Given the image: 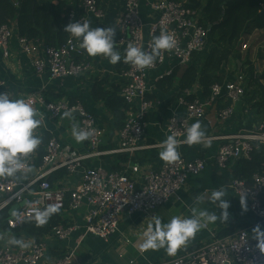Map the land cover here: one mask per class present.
I'll return each mask as SVG.
<instances>
[{"label":"built area","instance_id":"built-area-1","mask_svg":"<svg viewBox=\"0 0 264 264\" xmlns=\"http://www.w3.org/2000/svg\"><path fill=\"white\" fill-rule=\"evenodd\" d=\"M144 1L154 13L153 23L145 33L139 15V0H123V9L115 24L120 33L116 46L125 53L131 42L151 52L152 38L159 36L161 32L171 33L175 38V46L171 50L162 51L151 67L141 70L129 63V68L117 75L118 81L122 83L119 96L127 110L114 148L100 150L104 131L98 126L96 117L85 110L80 102H50L41 93L22 97L31 103L37 115L41 111L53 121L63 115L74 116L75 126L91 132V135L83 141L87 148L83 155L51 137L45 144L40 159L36 151L27 158L28 164L22 170L23 174L17 177H0V213L8 211V218L0 219V264H41L46 253V239L63 242L79 229L84 232L83 235L107 241L118 232L119 217L122 214L154 213L178 195L190 177L204 172L206 163L198 158L186 160L179 156L176 161H165L159 168L147 170H142L136 163L140 152L152 148L145 143L146 118L159 104L150 99L148 73L155 71L167 59L175 61V65L179 67L189 65L193 56L205 50L209 42L208 30L199 25L197 13L186 7L185 2ZM11 2L15 8L20 4V0ZM80 7L84 12L82 15L70 5L65 16L67 25L83 20L89 23L86 15L96 20H101L104 16L97 0H81ZM14 30L15 23L0 26V53L4 59L10 56L9 43ZM16 41L20 52L31 58L30 65L37 75L46 73L51 79L82 78L93 70L90 57L70 33L58 48L42 47L18 35ZM242 49H246V45H242ZM246 86V76L237 72L232 81L213 85L208 97L188 101L187 98L194 94L197 87L184 90L181 96L176 97V107L181 108L183 114L178 115L173 111L167 119L164 131L166 138L174 135L177 140L183 141L191 124L203 121L208 107L220 99L229 105L218 111L217 119H230L234 114V105L244 101ZM0 92H7L1 81ZM221 140L226 143L220 146L214 159L216 167L221 170L231 161L249 159L254 151L264 153V118L254 132L231 135ZM180 145L184 144L178 146ZM101 156L125 158L120 165L121 171H107L101 166H83L85 161ZM60 170H65L66 175L75 180L71 186H66L61 180L53 184L47 180ZM228 188L237 198L246 202L256 222L264 225V173L254 174L250 181L233 179ZM49 205L58 206L59 211L69 215L84 209L82 225L79 226L75 221L71 226L58 225L41 240L24 239L20 234V238L31 242L27 249L7 243L11 236L3 233V222L10 230L19 229L25 220L33 219L37 211ZM10 209H14L11 214ZM82 238L83 236L78 238L76 243L79 244ZM73 260V253L69 252L46 264H73ZM163 264H264V252L257 247L253 234L247 230H239L223 238L212 235L209 241L196 249Z\"/></svg>","mask_w":264,"mask_h":264},{"label":"crops","instance_id":"crops-1","mask_svg":"<svg viewBox=\"0 0 264 264\" xmlns=\"http://www.w3.org/2000/svg\"><path fill=\"white\" fill-rule=\"evenodd\" d=\"M44 1L50 2L53 5L59 2H65L67 7L71 5L78 14H84L80 7V0ZM98 2L104 16L101 20H96L92 16L86 15L90 27H109L114 31L117 30L118 41L120 33L115 24L118 15L122 12L123 0H98ZM139 5V15L146 33L148 26L153 23L154 13L149 9L144 0H139ZM260 32L264 35V31ZM13 33V37L9 43V58H2L0 53V81L4 82L5 90L11 94V97L15 99L33 93H41L50 102L57 100L80 102L85 110L96 117L98 126L104 131L100 150L104 151L114 148L118 141L117 133L112 131V117L100 102H94L91 99L94 78L101 80L108 79V82H118L114 64H111L103 56H89L93 66V73L91 72L82 78L51 79L46 73L37 75L30 65L31 58L23 55L18 48L16 41V36L18 35L17 30H14ZM255 35L257 33L251 34V36H245L240 41L237 49L242 56L245 55L246 51L242 47L240 50V44L246 45L244 43L245 39L251 40ZM209 47L210 44L208 42L205 50L198 54V67L207 57ZM116 48L121 56H123L124 50L117 46ZM263 48L264 46L260 47V49ZM248 60L250 61L249 57ZM175 64V61L167 59L155 71L148 73L150 99L156 100L159 104L146 118L147 124L144 131L145 143L152 148L140 152L137 155L136 163L140 165L142 170L159 168L165 162L160 159L159 153L162 150L161 144L166 139L164 133L166 121L173 111L178 115L183 114V110L176 107V97H178L176 90L170 91L168 94H162L156 90L155 86L161 77L169 74L175 67H179ZM239 68V62L230 57L220 71V74L224 76V83L232 81ZM255 68L256 70L260 69L258 65H255ZM193 93L195 98H202L199 88L195 89ZM228 105L223 99H220L208 107L205 119L199 122L201 129L205 133V138L201 143L191 146L187 144L178 146L177 151L182 158L186 160L198 158L204 160L206 163L204 172L199 176L190 177L178 195L172 197L154 213L122 214L119 217L118 232L107 241H103L92 235H83L84 232L80 229L68 240L63 242L57 241L56 239H46V253L41 264H46L48 261L61 258L69 252H72L74 255L73 264H163L166 261L196 249L201 244L209 241L212 235L217 236V234L226 232H231L229 234L232 235L239 230H247L254 235L252 230L257 225H260L262 230H264V225L256 222L251 215L246 202L237 198L228 188L231 181L235 179L234 172L237 163L240 160L248 159L231 161L222 170L216 167L214 160L220 146L226 143L221 138L254 132L261 122L262 117L254 118L253 114L248 109H245L243 101L234 105V114L230 119L219 121L217 119L218 111ZM39 112L40 115H37L36 118L41 123L35 130V135L41 139V144L36 150V153L44 149L45 144L51 137H55L61 144L69 146L81 155L87 152L85 143L77 142L72 135V128L75 125L74 116L69 117L63 115L60 119L53 121L46 114H42L41 111ZM122 159L123 157L117 156H101L85 161L83 166L85 168L101 166L107 171H115L120 167L119 164ZM60 180L66 186H71L75 182L73 178L67 175ZM217 189H223L225 191L224 199H228L229 201V218L227 221L224 222L218 218L216 222L207 224L186 246L178 250L175 255H168L165 248L142 250L145 233L150 224L154 225L155 219H160L162 223H166L173 216L190 217L194 208L214 212L220 217L221 210L216 203L211 201V193ZM84 211V209H80L77 213L70 215L62 212L63 227L71 226L73 221L81 226ZM9 236L15 235L10 234ZM21 236H24V239L34 238L23 234ZM21 236L15 237L19 239ZM81 236L83 238L77 244L76 240Z\"/></svg>","mask_w":264,"mask_h":264},{"label":"trees","instance_id":"trees-1","mask_svg":"<svg viewBox=\"0 0 264 264\" xmlns=\"http://www.w3.org/2000/svg\"><path fill=\"white\" fill-rule=\"evenodd\" d=\"M81 1V0H80ZM98 1V0H97ZM185 2V6L194 10L198 15L199 25L208 30L209 51L202 64L197 66L195 54L191 63L182 68L175 67L170 74L163 76L156 82V90L162 94H168L176 90L178 96L184 90H192L195 87L201 90V97L210 95V89L215 84H223L224 76L220 74L221 68L230 57L240 64L238 72H242L247 78L244 107L253 114L254 118H264V53H258V58L263 62L262 70H256L255 65L248 60V53H239L237 49L240 41L245 36H251L254 31H264V0H176ZM99 3V2H98ZM100 5V4H99ZM70 6L65 2L53 5L44 0H20L17 8L11 0H0V26L16 24L19 37L40 44L44 47L58 48L69 35L64 31ZM114 41L116 43L118 32ZM115 50L117 48L115 46ZM125 55V53H124ZM121 61L114 64L115 72L121 74L129 68V63ZM121 82H108V79H93L91 99L100 102L112 117V131L118 133L125 121L127 107L119 96ZM44 96V95H43ZM45 97V96H44ZM195 95L187 98L192 101ZM46 99V97H45ZM47 100V99H46ZM49 101V100H47ZM74 103V101H70ZM43 150L37 153L40 159ZM125 161L122 159L121 163ZM121 166L115 171H121ZM264 173V153L254 151L248 160H240L237 163L234 177L238 180L249 181L254 174ZM66 175L65 170L57 171L47 179L51 184L56 183ZM264 201V194H263ZM63 213L58 211L48 219L47 223L38 226L34 219L25 220L21 228L10 230L2 223L3 233L19 236L20 234L41 240L49 235L52 229L64 224ZM8 218V211L0 213V219ZM231 232L217 234L223 238Z\"/></svg>","mask_w":264,"mask_h":264},{"label":"clouds","instance_id":"clouds-1","mask_svg":"<svg viewBox=\"0 0 264 264\" xmlns=\"http://www.w3.org/2000/svg\"><path fill=\"white\" fill-rule=\"evenodd\" d=\"M64 31L77 39L80 48L91 57L103 56L111 64L121 61V54L115 50L114 37L116 32L109 27L91 28L86 20L73 22L65 26ZM175 46V38L171 33L161 32L154 36L151 42V52L129 42L125 55V62L138 69L151 67L162 51H168ZM37 113L30 102L23 98H12L9 92H0V177H17L23 174L27 158L33 154L41 144V139L35 135V130L41 121L36 118ZM72 135L77 142H83L89 138L91 132L73 126ZM205 133L199 122L192 124L183 141L169 135L161 144L160 159L173 162L179 159L178 145L183 143L189 146L201 143ZM225 191L217 189L211 193V201L216 203L221 210L220 217L214 212L204 209L192 210L190 217L173 216L170 221L162 223L155 219L154 225L150 224L142 244V250H156L165 248L168 255H175L178 250L187 245L195 235L209 223L217 219L224 222L229 218L230 207L228 199H224ZM59 211L58 206L49 205L45 209L37 211L33 217L38 226L47 223L51 215ZM252 232L257 241V247L264 252V230L257 225ZM7 243L21 249L30 247L31 242L22 238L11 236Z\"/></svg>","mask_w":264,"mask_h":264},{"label":"rangeland","instance_id":"rangeland-1","mask_svg":"<svg viewBox=\"0 0 264 264\" xmlns=\"http://www.w3.org/2000/svg\"><path fill=\"white\" fill-rule=\"evenodd\" d=\"M254 33H257V35L253 36L251 40L245 39L244 43H246L247 49H244V51H247L250 61H252L253 64L258 65L260 70H262L263 69V66H262L263 62L258 58V56H256V53L257 52L261 53V51H262V53H264V48L260 49L261 46H264V35H262L260 31H254ZM241 47H242V43L240 44V50H241ZM244 51H242V52H244ZM258 53H257V55H258ZM262 84H264V82ZM5 234L7 236L10 235L9 233H5Z\"/></svg>","mask_w":264,"mask_h":264},{"label":"water","instance_id":"water-1","mask_svg":"<svg viewBox=\"0 0 264 264\" xmlns=\"http://www.w3.org/2000/svg\"><path fill=\"white\" fill-rule=\"evenodd\" d=\"M263 12H264V10H263ZM262 87H263V90H264V86H262ZM31 173H33V170H31ZM13 211H14V209H10L9 210V214H11Z\"/></svg>","mask_w":264,"mask_h":264}]
</instances>
